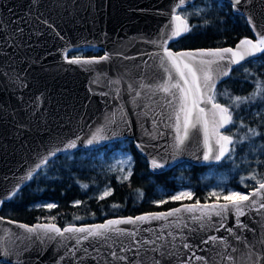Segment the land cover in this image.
I'll return each mask as SVG.
<instances>
[{
  "label": "water",
  "instance_id": "water-1",
  "mask_svg": "<svg viewBox=\"0 0 264 264\" xmlns=\"http://www.w3.org/2000/svg\"><path fill=\"white\" fill-rule=\"evenodd\" d=\"M194 1L186 0L177 8V14ZM213 1L229 3L234 14L245 18L252 33V38L247 39L255 42L257 35L264 32V0H241L235 7L232 0ZM177 4L179 0H0V209L29 183L30 179L24 178L44 157H49L48 163L78 149H98L129 139L152 173H163L182 162L216 165L226 157L227 153L219 161L214 159L219 146L210 139L212 153L205 160L208 149L199 130H193L180 150L174 148L176 133L170 126L174 119H169L174 105L168 103L172 97L157 90L167 79L160 66L164 49L157 44L162 32L170 34L176 27L178 22L171 17ZM186 33L169 40L167 47ZM90 48L101 49L102 56L78 58L98 62H68L75 59L67 58L70 51ZM216 49L221 48L172 52ZM259 55L231 65L229 75ZM105 56L107 59H100ZM229 75H221L215 87ZM201 107L211 109L210 104ZM228 126L220 132L223 134ZM93 136L96 139L89 145ZM72 142L75 147L68 148ZM52 152L55 155H50ZM153 160L161 167L154 168ZM251 200L256 203L239 217L243 227H237L232 211L225 218L212 216L201 227L200 221L192 219L199 212L183 210V206L196 203L63 228L54 223L27 224L0 216V262L264 264V209L259 208L264 197L258 195ZM223 203L226 202L199 204ZM176 208L181 212L166 219L150 218ZM140 216L149 219L114 225L124 234L108 233V239H84L86 233L45 234L41 229L29 232L19 227L54 224L61 230L91 229L109 220H134ZM76 237H80L79 242ZM185 243L189 245L187 249L183 247Z\"/></svg>",
  "mask_w": 264,
  "mask_h": 264
},
{
  "label": "trees",
  "instance_id": "trees-1",
  "mask_svg": "<svg viewBox=\"0 0 264 264\" xmlns=\"http://www.w3.org/2000/svg\"><path fill=\"white\" fill-rule=\"evenodd\" d=\"M179 14L182 18L187 17L186 22L191 27L182 38L169 45L174 52L233 48L240 40L252 38L245 18L234 14L226 2L195 0L182 8ZM101 55V49H94L87 50L83 57ZM69 57H73L72 52ZM258 81L264 82V53L234 68L229 77L215 87L216 102L229 107L233 117V123L223 134L233 136L234 144L230 147L234 150L227 153L219 164L198 166L182 162L183 167L176 165L163 173H152L146 159L136 152L129 139L111 142L98 149H78L51 159L25 187L2 205L0 216L27 224L54 223L63 228L94 224L108 218L166 211L196 200L204 203L206 188L211 182L204 178L209 168L227 174L228 184L247 194L258 185L249 177L255 175L257 180H263L264 175V98L238 106L233 105L232 100L234 97H249ZM249 129H255L256 134H251ZM242 137L245 139L238 142ZM120 149L132 156L131 175L125 181H118L114 174L97 166L99 153L107 158ZM182 184L192 189L193 197L183 202L166 200ZM105 189L110 193L101 199ZM44 203L55 207H43Z\"/></svg>",
  "mask_w": 264,
  "mask_h": 264
},
{
  "label": "snow or ice",
  "instance_id": "snow-or-ice-1",
  "mask_svg": "<svg viewBox=\"0 0 264 264\" xmlns=\"http://www.w3.org/2000/svg\"><path fill=\"white\" fill-rule=\"evenodd\" d=\"M185 3L186 0H179V4L173 7L171 18L172 21L178 23L170 34L162 32L160 41L157 44L158 47L164 49L163 55L160 57V66L167 73V79L157 86V90L172 97L168 103L174 105L172 116L169 117L170 120L174 119V124L170 125L176 133L174 137V148L180 150L192 135L193 130H199L203 133L204 144L206 149H208L204 153V159L209 160L210 153H212V149L209 147V140L215 139V143L219 146V149L218 152L214 154V159L219 161L226 153L234 150V148L230 147L234 144V140L232 135H225L220 132L221 128H225L228 124L233 123V117L232 113L229 111V107L222 106L216 102L214 92L216 80L221 75H229L231 65L239 64L247 57H255L258 53H264V32L257 35L255 42L247 38L240 40L235 49L221 48L208 51L200 50L197 52L173 53L167 48L169 40L178 37L182 32L189 31L191 27L186 22V16L182 18L181 15L177 14V8L183 6ZM232 3L235 7L241 3V0H232ZM249 23H252V21L249 20ZM153 43H157V41H153ZM100 59H107V57H101ZM68 62L90 64L98 61H82L80 58H75ZM221 62H226V64ZM214 65L215 67H213ZM172 70L175 71V76H173ZM245 72H248V69H245ZM137 95H139V93H137ZM256 98H264V82L258 81L256 88L249 97H234L232 103L238 106L240 103L249 102ZM202 104H210L211 109L201 107ZM240 126L244 127L243 124ZM249 132L251 134H256L255 129H249ZM95 139L96 136H93L92 139L88 140V144L91 145ZM243 139L245 138L242 137L238 142H242ZM67 147H75V142L68 144ZM50 155H55V152L50 153ZM48 159L49 157H44L24 179H31L33 173L36 172L37 169L42 168L47 163ZM152 166L154 168L161 167L155 160L152 161ZM130 175L131 171L129 169L128 174L125 175L123 179L127 180ZM249 178L256 180L259 187L248 194L229 191L227 195L223 196V200L226 203L205 204L201 206L199 201H197L195 205L183 206V210L189 213L199 212V215H193L192 219L200 221L201 227H203L207 221H210L212 216L225 218L227 214L232 211L237 217V227H243L239 221V217L245 214V209L251 208L256 203L254 200L250 201V197H256L258 195L264 197V180H257L255 175ZM108 194L109 193L106 191L100 198L103 199L104 196ZM210 195L217 196L218 194L213 192ZM191 197V192H181L179 195L172 196L171 199L175 201L183 198L190 199ZM163 202L164 201H161V203ZM46 207L51 209L55 207V205L49 204ZM113 207H118V205H113ZM259 208L264 209V203H260ZM180 212L181 209L176 208L167 213L153 214L150 218L166 219ZM77 219H79V217H77ZM147 219H149V217L140 216L136 217L134 220L133 218H128L127 220H109L105 224L94 225L91 229L84 227H66L61 230L54 224L36 225L33 227L19 225V227L26 228L29 232L41 229L45 234L54 232L63 236L64 233H86L83 237L84 239H88L89 237L108 239V233H116L118 235L124 234L123 229L113 227L114 225L135 223V221L143 222ZM220 227H223V224H221ZM228 231L231 233L232 229H228ZM130 234L135 235V233ZM76 238L79 242L80 237ZM209 239L215 241L217 237H209ZM207 242L208 241H205V243ZM221 242L223 243L224 241L221 240ZM183 247L187 249L189 245L185 243ZM113 256H115V253H113ZM197 259L202 258L197 257Z\"/></svg>",
  "mask_w": 264,
  "mask_h": 264
},
{
  "label": "rangeland",
  "instance_id": "rangeland-1",
  "mask_svg": "<svg viewBox=\"0 0 264 264\" xmlns=\"http://www.w3.org/2000/svg\"><path fill=\"white\" fill-rule=\"evenodd\" d=\"M167 48L170 51H173L172 49L169 48V46ZM94 49L95 48L75 49V50H72V51L69 52V53H71V52L73 53V57H69V53H68L67 54V58L70 59V58L83 57L84 53L87 50H94ZM96 159H97V166L101 170H103L105 172H108L110 174H114L118 181H125L123 179V177L125 175H127L129 169L131 171V168H132V156L127 151H125L124 149H120V150L114 152L113 154L109 155L107 158H105L103 156L102 152H101V153L98 154ZM178 165H179L178 167L185 166V165H183V163H180ZM204 178L207 179V180H211V182L208 184V186L206 188V202H204V203L225 202L223 200V196L227 195L229 191H235V192H240L242 194H246V193H244L242 191H238L235 188H233L232 186H230L228 184L229 178H228L227 174H225V173H223L221 171H216L215 168H209L206 171ZM106 191L108 193H110L109 189H105L101 193L100 196H103ZM181 192H191L192 193V197L194 195L192 189L189 186H187L186 184H182L166 200L174 201V200L171 199V197L179 195ZM213 192L217 193L218 195L217 196L210 195ZM190 199L189 198H183L181 200H175V201L183 202V201H187V200H190ZM197 201H199V200H196L194 203H196ZM208 201H211V202H208ZM199 203H202V202H199ZM49 204H51V203H44V204H42V206L46 207ZM157 204H159V203H157Z\"/></svg>",
  "mask_w": 264,
  "mask_h": 264
}]
</instances>
